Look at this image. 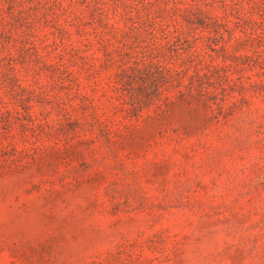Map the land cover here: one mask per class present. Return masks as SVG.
<instances>
[{"label":"rangeland","instance_id":"374dc122","mask_svg":"<svg viewBox=\"0 0 264 264\" xmlns=\"http://www.w3.org/2000/svg\"><path fill=\"white\" fill-rule=\"evenodd\" d=\"M0 264H264V0H0Z\"/></svg>","mask_w":264,"mask_h":264},{"label":"trees","instance_id":"16d2710c","mask_svg":"<svg viewBox=\"0 0 264 264\" xmlns=\"http://www.w3.org/2000/svg\"><path fill=\"white\" fill-rule=\"evenodd\" d=\"M186 9H187V8H186ZM162 10H166V11H168L166 6L162 7ZM173 19H174L175 22L178 21L177 18H173ZM183 19H184V23H189V24H193V23H195V21H193V19H191V18H189V17L184 16ZM197 20H198L197 22H199L198 24H202V22L200 21V18H198ZM167 71H169V69H167ZM183 86H184V89H188V90H189V83H188V84H183ZM181 91H182V90H181ZM181 91H180V92H181ZM182 92H183V91H182Z\"/></svg>","mask_w":264,"mask_h":264}]
</instances>
